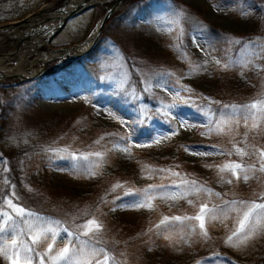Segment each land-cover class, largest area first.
Masks as SVG:
<instances>
[{
	"label": "rangeland",
	"instance_id": "obj_1",
	"mask_svg": "<svg viewBox=\"0 0 264 264\" xmlns=\"http://www.w3.org/2000/svg\"><path fill=\"white\" fill-rule=\"evenodd\" d=\"M227 1L101 0L106 8L118 5L100 43L77 65L48 76L66 85L59 75L70 67L78 78L95 77L112 99L123 96L131 103V115L139 108L142 117L162 124L149 139L138 138L128 116L79 85L72 84L64 100H39L33 99L34 82L47 78L16 88L0 79V248L7 256L14 238L21 251L33 247L32 264H64L57 259L63 247L76 264H98L105 256L108 264H261L264 216L250 217L251 239L233 233L248 204L264 203V105L248 119L250 110L243 107L264 101V0ZM64 2L0 0L2 68L27 69L14 62L18 40L4 30H21L29 17ZM89 8L65 25L52 48L85 40V28L103 13L97 4ZM140 8H147L145 18ZM210 27L225 31L223 52L204 37ZM40 66L28 74L44 70ZM154 136L159 143H149ZM233 163L248 169L247 181L244 171L235 170L237 179L225 167ZM7 199L39 219L21 220ZM138 199L143 207L131 206ZM203 205L202 230L193 218ZM0 264L10 261L0 255Z\"/></svg>",
	"mask_w": 264,
	"mask_h": 264
},
{
	"label": "trees",
	"instance_id": "obj_2",
	"mask_svg": "<svg viewBox=\"0 0 264 264\" xmlns=\"http://www.w3.org/2000/svg\"><path fill=\"white\" fill-rule=\"evenodd\" d=\"M222 3L227 4V0H220ZM139 14L143 18L147 16V8H140ZM204 37L206 40H209L213 45H216L222 52L228 47V44L226 45L227 36L225 31L216 29L214 27H210L208 29H204ZM208 32H211V35H208ZM215 46V47H216ZM79 64V63H78ZM77 65V64H75ZM73 65V66H75ZM80 65V64H79ZM70 66V67H73ZM83 69H86V66L83 64ZM70 67L65 68L61 75H59L66 85H62L58 79L54 76L48 77L47 79L39 80L40 82L36 83L33 91V99H60L64 100L67 98L69 94V88L72 84L79 85L83 87L86 92H89L92 94L97 100H103V102L109 101V104L111 108L117 112L121 116H128L129 121L132 124L133 130L135 131V134L140 139H149L153 136L154 132L156 131L157 127L162 125L161 123H154L152 121H149L148 115H145L142 117V114L140 113L139 108L136 109V114L131 115L132 111H128L129 108L132 107L130 105L131 103L126 102L124 100L123 96H117L116 99H112L114 97L111 96V94L108 93V87H100V85L96 82L95 77H83L81 76L78 78L75 76V73H73V70L70 71ZM88 72V71H87ZM125 103L129 106H126ZM135 109V108H134ZM183 116H188L189 114L184 113V111L181 112ZM140 119L144 121L145 123L148 122V124L141 123ZM36 144H34V147H28L25 149L26 152H31L35 148ZM19 151L15 152V155H19ZM16 177L14 175L11 176V179L14 180Z\"/></svg>",
	"mask_w": 264,
	"mask_h": 264
},
{
	"label": "snow or ice",
	"instance_id": "obj_3",
	"mask_svg": "<svg viewBox=\"0 0 264 264\" xmlns=\"http://www.w3.org/2000/svg\"><path fill=\"white\" fill-rule=\"evenodd\" d=\"M217 63H219V61H217ZM258 105H264V101H255L251 104H248V105H245L243 106L244 108H247L250 110V113H249V117H247L246 119L248 118H251V116L253 115H256L257 112V108H258ZM167 107H171V106H166ZM225 107H228V106H225ZM166 115L168 114L167 112L165 113ZM185 121H180V124L181 126H184L185 125ZM190 126V125H189ZM177 132V129H172V134H176ZM159 140H160V137L159 136H154L152 138V140L149 142H155V143H159ZM136 146L137 147H142V146H146V145H142L140 144L139 142L136 143ZM125 148H127V145H125ZM236 152L243 156L245 155L244 151L240 148H236ZM193 154H196V153H193ZM201 155H206L205 153H200ZM259 159H260V171H264V150L260 151L259 153ZM226 168H229V169H232L233 170V175L236 176L237 179L240 178V175H239V172L235 171L237 169L241 170V171H244L245 172V175H244V180L247 181L248 180V175H247V171L248 169H246L242 164L240 163H233V164H230V165H226L225 166ZM178 175V174H177ZM192 183H195L194 181ZM229 183H231V181H229ZM6 204L8 207H12L15 209V212L18 214L19 218L21 220H23L25 217H35L37 219H39L38 217V214L36 213H32L30 210H26L25 208L21 207V206H17V205H14L12 204L11 200L10 199H7L6 200ZM131 206H134V207H143V203L138 199L136 201H133L132 202V205ZM247 209L248 211H246L243 215V218L241 221H239V230L238 232H234L233 235H238L239 232H246L248 235H247V239H251L252 238V234H253V227L251 226L252 222L250 220V217L253 215V213L255 212L257 216H264V203H255V202H252L250 204H248L247 206ZM207 208V205H203L201 206L200 208V213L201 215H197L195 216L193 219L199 221V228L200 229H204L205 228V223H204V216L202 215L205 210ZM2 219V218H0ZM7 219H11V216H8ZM169 218L168 217H164V220H168ZM173 221H181V217L179 216H175V217H172L171 218ZM164 221H161V223H163ZM91 223H95L96 224V228L97 230H99L102 226L100 224H98L96 221H91ZM49 232H51L52 230L49 228L48 229ZM67 231V230H65ZM5 232V228L3 227H0V235H2L3 233ZM206 235V233H205ZM52 239L53 241L55 240V234L52 233ZM233 239V236H229L228 237V242H231ZM38 243V240L36 239V237H33L32 238V244L35 245ZM11 244L14 246L13 247V253L11 256H7V253L5 252L4 249L0 248V255H5L6 258L10 261V264H32V258L30 255H28V253H32L34 251L33 247L31 246H26L22 251L20 250L19 248V245H17V241L16 239L12 238L11 239ZM52 243H48L47 244V251L49 253L52 252ZM69 254V248L68 247H63L62 249L59 250V253H58V256H57V259L58 260H63L64 261V264H76V261L74 260L73 255H68ZM41 264H43V260H41ZM98 264H108V258L107 256H105V258L101 261H98Z\"/></svg>",
	"mask_w": 264,
	"mask_h": 264
},
{
	"label": "bare ground",
	"instance_id": "obj_4",
	"mask_svg": "<svg viewBox=\"0 0 264 264\" xmlns=\"http://www.w3.org/2000/svg\"><path fill=\"white\" fill-rule=\"evenodd\" d=\"M77 2H78V0H72L71 3H72V4H76ZM90 2H91V1H90ZM61 16H64V17H65L66 15H65V14H61ZM65 25H66V24H65ZM111 26H112V25H111ZM64 27H65V26H64ZM64 27H63V28H64ZM11 28H12V27H10V28H8L7 30H5V32H4V36L8 35V32H11L10 35H15V32H17L18 30L12 31ZM63 28H62V29H63ZM61 31H62V30H61ZM61 31H60V32H61ZM12 33H13V34H12ZM56 36H57V35H56ZM56 36H55V37H56ZM95 41H96V39L92 38V39L89 41V45L94 44ZM85 47H87V45H85ZM68 54L71 56L72 53H71L70 51H68V52H67V55H68ZM76 54H77V53H76ZM2 64H3V62H2ZM8 71H9V70H7L6 68H2V65H0V79H2V78H6L7 75H9V74L6 73V72H8ZM43 71H45V69L42 70V71H40V72H37V73H41V72H43ZM16 72H17V71H16ZM28 72H30V71H28ZM28 72L25 73L24 76H22V77H21V75H19V76L17 75V76H18L19 78H22V79L25 80L26 78H28V77H26V75L28 74ZM33 74H35V73H31V74H28V75L32 76Z\"/></svg>",
	"mask_w": 264,
	"mask_h": 264
},
{
	"label": "water",
	"instance_id": "obj_5",
	"mask_svg": "<svg viewBox=\"0 0 264 264\" xmlns=\"http://www.w3.org/2000/svg\"><path fill=\"white\" fill-rule=\"evenodd\" d=\"M50 16H51V15L48 14V17H47L45 20H47ZM60 26H61V25H60ZM60 26H59V27H60ZM1 31H3V30L0 29V32H1ZM14 36H15V35H13L12 38H14ZM262 264H264V260L262 261Z\"/></svg>",
	"mask_w": 264,
	"mask_h": 264
}]
</instances>
